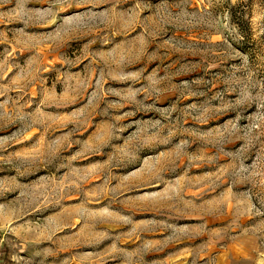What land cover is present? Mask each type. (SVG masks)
I'll return each instance as SVG.
<instances>
[{"label": "rangeland", "instance_id": "374dc122", "mask_svg": "<svg viewBox=\"0 0 264 264\" xmlns=\"http://www.w3.org/2000/svg\"><path fill=\"white\" fill-rule=\"evenodd\" d=\"M264 264V0H0V264Z\"/></svg>", "mask_w": 264, "mask_h": 264}, {"label": "trees", "instance_id": "16d2710c", "mask_svg": "<svg viewBox=\"0 0 264 264\" xmlns=\"http://www.w3.org/2000/svg\"><path fill=\"white\" fill-rule=\"evenodd\" d=\"M10 254L11 253L9 252V250L3 252V257H2L3 263L10 264Z\"/></svg>", "mask_w": 264, "mask_h": 264}]
</instances>
